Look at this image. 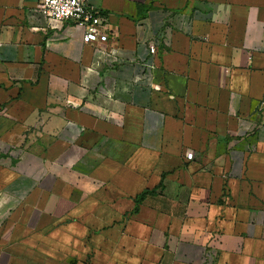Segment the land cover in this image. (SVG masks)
<instances>
[{"label": "crops", "instance_id": "0c3cea01", "mask_svg": "<svg viewBox=\"0 0 264 264\" xmlns=\"http://www.w3.org/2000/svg\"><path fill=\"white\" fill-rule=\"evenodd\" d=\"M86 2L0 0V264H264V0Z\"/></svg>", "mask_w": 264, "mask_h": 264}, {"label": "built area", "instance_id": "2783aa9c", "mask_svg": "<svg viewBox=\"0 0 264 264\" xmlns=\"http://www.w3.org/2000/svg\"><path fill=\"white\" fill-rule=\"evenodd\" d=\"M36 11L50 24L72 23L81 32L83 42L104 43L112 33L108 16L86 0H38ZM149 52L155 53L156 47L150 46ZM10 151L12 154L16 150L11 148ZM192 157L193 152L186 153L187 159Z\"/></svg>", "mask_w": 264, "mask_h": 264}]
</instances>
